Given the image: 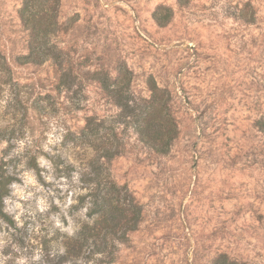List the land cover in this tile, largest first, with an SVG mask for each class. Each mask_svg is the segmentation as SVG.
<instances>
[{
    "label": "rangeland",
    "instance_id": "rangeland-1",
    "mask_svg": "<svg viewBox=\"0 0 264 264\" xmlns=\"http://www.w3.org/2000/svg\"><path fill=\"white\" fill-rule=\"evenodd\" d=\"M23 4L0 0V264H264V0H43L38 42Z\"/></svg>",
    "mask_w": 264,
    "mask_h": 264
},
{
    "label": "trees",
    "instance_id": "trees-1",
    "mask_svg": "<svg viewBox=\"0 0 264 264\" xmlns=\"http://www.w3.org/2000/svg\"><path fill=\"white\" fill-rule=\"evenodd\" d=\"M43 0H24L23 7L21 9V18L23 22L30 28L31 36L34 41H39V36L44 30L50 29L55 25L53 18L49 16L45 20L40 16V5ZM157 20L159 18L157 17ZM161 20V19H160ZM46 28V29H45ZM36 51H32L31 55H36ZM258 127L264 132V116L258 121ZM9 181H2L0 179V215L6 216L4 207V198L8 195ZM213 264H246L236 259L230 258L226 253L219 254L214 260Z\"/></svg>",
    "mask_w": 264,
    "mask_h": 264
}]
</instances>
